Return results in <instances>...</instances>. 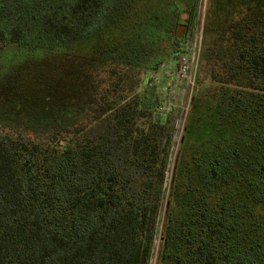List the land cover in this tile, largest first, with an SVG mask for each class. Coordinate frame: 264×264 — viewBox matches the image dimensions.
I'll return each instance as SVG.
<instances>
[{"label": "trees", "instance_id": "trees-1", "mask_svg": "<svg viewBox=\"0 0 264 264\" xmlns=\"http://www.w3.org/2000/svg\"><path fill=\"white\" fill-rule=\"evenodd\" d=\"M202 7L0 0V264H264V9L226 29L169 182L173 119L141 93Z\"/></svg>", "mask_w": 264, "mask_h": 264}, {"label": "rangeland", "instance_id": "rangeland-1", "mask_svg": "<svg viewBox=\"0 0 264 264\" xmlns=\"http://www.w3.org/2000/svg\"><path fill=\"white\" fill-rule=\"evenodd\" d=\"M185 2L187 0H184ZM264 0H203L202 21L199 24L197 34L189 43L193 53L201 55V72L196 73V82L194 88L189 87L182 79H170L168 74L176 71L180 67L179 61L175 64L172 61L165 63L159 72L152 73L149 84L141 91L149 98L158 101V111L164 116L171 115L172 127H174V141L168 166V182L172 176L173 163L178 149V143L183 133L187 116L190 113V104L192 91L197 89L199 103L208 101L216 95L222 88L219 82H215L212 76H218L221 81L222 69L221 62H218L219 46L227 45L226 40L230 38L229 26L232 22L248 20L246 23L254 20L256 17L263 15ZM205 17V18H204ZM251 17L253 18L252 20ZM259 22V21H257ZM258 29V28H257ZM205 31L206 42H202V32ZM227 37V38H226ZM222 38H226L225 42ZM216 44L218 46H216ZM225 49V48H224ZM203 57V58H202ZM209 57L214 60L210 65ZM217 61H216V60ZM228 56H225V60ZM209 60V62H207ZM198 58L196 59V62ZM217 62V63H216ZM199 83V84H198ZM158 247V242L157 246ZM156 254L153 257L152 264H156Z\"/></svg>", "mask_w": 264, "mask_h": 264}, {"label": "built area", "instance_id": "built-area-1", "mask_svg": "<svg viewBox=\"0 0 264 264\" xmlns=\"http://www.w3.org/2000/svg\"><path fill=\"white\" fill-rule=\"evenodd\" d=\"M191 50L188 44L186 52L179 61L180 67L176 71L168 74V77L170 79L180 78L184 80L189 87L194 88L198 66V61L196 62V59L198 58L199 60V54H197V52L193 53Z\"/></svg>", "mask_w": 264, "mask_h": 264}]
</instances>
